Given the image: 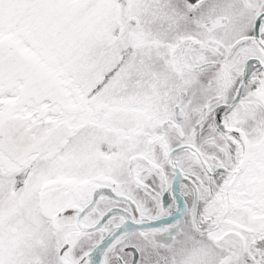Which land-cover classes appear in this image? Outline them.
Segmentation results:
<instances>
[{"label": "snow or ice", "instance_id": "1", "mask_svg": "<svg viewBox=\"0 0 264 264\" xmlns=\"http://www.w3.org/2000/svg\"><path fill=\"white\" fill-rule=\"evenodd\" d=\"M0 264H264V0H0Z\"/></svg>", "mask_w": 264, "mask_h": 264}]
</instances>
